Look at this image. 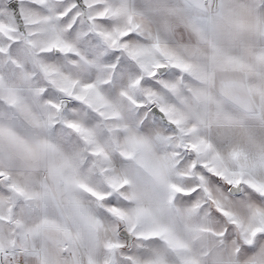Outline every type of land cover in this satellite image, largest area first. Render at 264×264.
Wrapping results in <instances>:
<instances>
[{"label":"snow or ice","instance_id":"6c2138e0","mask_svg":"<svg viewBox=\"0 0 264 264\" xmlns=\"http://www.w3.org/2000/svg\"><path fill=\"white\" fill-rule=\"evenodd\" d=\"M0 264H264V0H0Z\"/></svg>","mask_w":264,"mask_h":264}]
</instances>
